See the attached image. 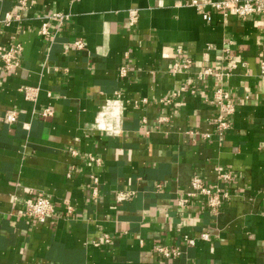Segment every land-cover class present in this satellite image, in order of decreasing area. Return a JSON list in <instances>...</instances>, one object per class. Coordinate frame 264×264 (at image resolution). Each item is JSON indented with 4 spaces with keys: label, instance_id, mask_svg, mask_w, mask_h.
<instances>
[{
    "label": "crops",
    "instance_id": "0c3cea01",
    "mask_svg": "<svg viewBox=\"0 0 264 264\" xmlns=\"http://www.w3.org/2000/svg\"><path fill=\"white\" fill-rule=\"evenodd\" d=\"M193 1L0 0V45L22 47L0 64V264H264V17ZM195 176L229 194L216 214ZM38 193L44 223L20 214Z\"/></svg>",
    "mask_w": 264,
    "mask_h": 264
},
{
    "label": "built area",
    "instance_id": "2783aa9c",
    "mask_svg": "<svg viewBox=\"0 0 264 264\" xmlns=\"http://www.w3.org/2000/svg\"><path fill=\"white\" fill-rule=\"evenodd\" d=\"M25 2L22 1V5ZM197 10L202 15L203 19L207 22L211 21L212 13H220L224 17H236L241 20H247L256 16L264 17V0H219L212 1L207 0L204 3H200L198 1H193L192 3ZM54 16L61 18L60 14H55ZM12 21V18L7 15L4 19H0V26L8 24ZM136 21L135 14L131 16V24ZM40 33L43 36L48 35V23H44L40 29ZM74 45L77 48H82L83 45L81 41H76ZM178 54L182 53L181 49L177 50ZM22 53V47L18 44H12L9 47H3L0 45V64L4 67L6 71L12 70L15 67L19 66L20 63V55ZM230 64V70L232 71L237 67V62L234 60L232 56H228L226 59ZM188 66V62L183 63H175L174 67L178 69L179 67L186 68ZM206 74H213L214 71L212 69H207L205 71ZM260 76L264 78V61L260 63ZM23 94L25 95L27 100L35 101L37 99V91L30 87H24L22 89ZM216 101L222 108V114L218 120V128L221 130H229L231 128V121L229 120V116L233 114V107L229 104L230 95L229 93L219 89L216 94ZM44 117L52 115V111L50 109H46L42 112ZM7 121L9 123H14L16 121V112L11 111L7 117ZM94 160V159H92ZM222 178L225 180H232L231 175L229 173L222 174ZM191 185L193 188V192L188 194V196H196L202 195L207 197L208 206L210 207L212 213L216 214L219 211V207L222 203V199L228 198L229 194L227 192H222L217 186H209L207 185L202 178L199 176H195ZM188 200L185 199L182 202L186 203ZM69 211V210H68ZM56 212V208L54 203L42 193H38L34 199H28L24 202V207L20 211V214L31 219L32 221L38 223H44L49 218L53 217ZM203 239H208V234L202 235ZM105 243H110V239L105 236ZM191 245L194 244L193 240H189ZM158 251L164 254L166 257H176L179 253L176 249H168L166 247H159Z\"/></svg>",
    "mask_w": 264,
    "mask_h": 264
}]
</instances>
